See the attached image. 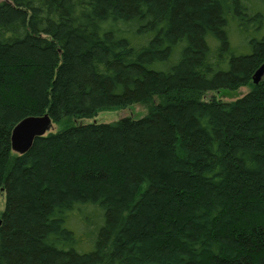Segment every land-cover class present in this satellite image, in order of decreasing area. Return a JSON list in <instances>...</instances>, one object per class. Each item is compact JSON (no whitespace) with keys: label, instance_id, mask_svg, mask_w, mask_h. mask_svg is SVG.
Returning a JSON list of instances; mask_svg holds the SVG:
<instances>
[{"label":"trees","instance_id":"1","mask_svg":"<svg viewBox=\"0 0 264 264\" xmlns=\"http://www.w3.org/2000/svg\"><path fill=\"white\" fill-rule=\"evenodd\" d=\"M262 65L264 0H0V264H264Z\"/></svg>","mask_w":264,"mask_h":264},{"label":"rangeland","instance_id":"2","mask_svg":"<svg viewBox=\"0 0 264 264\" xmlns=\"http://www.w3.org/2000/svg\"><path fill=\"white\" fill-rule=\"evenodd\" d=\"M242 40V39H241ZM246 40H243V44H245ZM242 43V42H240ZM233 47L236 46V50L241 52L248 51L245 45H240L239 41L235 39V37L232 40ZM254 83V82H253ZM251 91V86H243L238 90L235 91H228V90H222L219 92H211L206 95V100L210 101L213 98L223 101V102H234L237 101L243 97H245L249 92ZM147 115V110L143 105H134L131 107H128L123 110H116V111H108L103 112L98 115L94 120L92 121H86V123H99V124H109L113 122H117L124 118H133V119H141ZM60 129L59 126L54 125L52 129L49 131V133H55ZM5 208V198L3 195L0 196V211H3Z\"/></svg>","mask_w":264,"mask_h":264},{"label":"water","instance_id":"3","mask_svg":"<svg viewBox=\"0 0 264 264\" xmlns=\"http://www.w3.org/2000/svg\"><path fill=\"white\" fill-rule=\"evenodd\" d=\"M264 77V65H262L253 77L255 85H259ZM52 119L49 115L43 117H30L20 122L12 134L13 152L23 155L30 151L34 141L47 135L52 129ZM2 220L0 219V227Z\"/></svg>","mask_w":264,"mask_h":264}]
</instances>
